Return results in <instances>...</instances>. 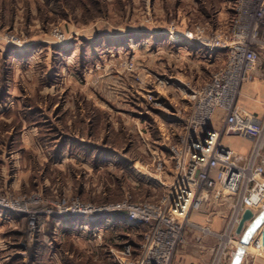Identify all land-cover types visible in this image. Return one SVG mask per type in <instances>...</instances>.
Instances as JSON below:
<instances>
[{"label": "rangeland", "instance_id": "374dc122", "mask_svg": "<svg viewBox=\"0 0 264 264\" xmlns=\"http://www.w3.org/2000/svg\"><path fill=\"white\" fill-rule=\"evenodd\" d=\"M223 1L0 0V103L15 95L14 109L0 111V144L8 145L0 155V199L12 207L0 214L16 220L0 221V264H119L124 244L139 246L141 233L131 227L110 223L94 233L83 225L93 218L59 208L150 199L137 183L140 163L136 170L112 161L60 167L51 158L66 138L57 140L64 134L151 163L164 117L189 112L185 87H201L218 68L176 34L225 25L229 19H212ZM7 35L19 44L6 43ZM23 124L35 129L34 148L21 144ZM238 139L225 143L238 150ZM228 210L221 207L222 216ZM196 235L185 230L174 256L184 237Z\"/></svg>", "mask_w": 264, "mask_h": 264}, {"label": "built area", "instance_id": "2783aa9c", "mask_svg": "<svg viewBox=\"0 0 264 264\" xmlns=\"http://www.w3.org/2000/svg\"><path fill=\"white\" fill-rule=\"evenodd\" d=\"M176 35L208 57L221 53L225 60L201 87L185 85L189 112H180L183 123L175 139L151 152V163L138 166L162 194L100 207L76 202L72 210L59 208L60 214L93 219L123 214L124 224L139 231L141 241L135 248L122 246L119 264H172L185 230L196 231L197 242L215 239L207 264H228L238 251L252 259L264 251V224L249 241L238 237L246 221L264 213V114L258 118L244 110L239 98L255 65L264 66V0H231L225 25H199ZM3 39L20 42L12 35ZM232 137L249 143L245 156L225 143ZM223 206L229 210L223 229L215 232L200 216L221 215ZM11 208L0 199V209Z\"/></svg>", "mask_w": 264, "mask_h": 264}, {"label": "crops", "instance_id": "0c3cea01", "mask_svg": "<svg viewBox=\"0 0 264 264\" xmlns=\"http://www.w3.org/2000/svg\"><path fill=\"white\" fill-rule=\"evenodd\" d=\"M212 19L217 22L218 24H222L223 21L230 19L231 17V1L230 0H224L221 3V10L215 11L213 14ZM224 21V22H225ZM215 23V24H217ZM201 52V60L205 65H210V66H220L223 64L225 60V55L221 53H217L213 56H209L205 53L203 49L200 48L199 50ZM201 80L198 81V83ZM204 81H202L203 83ZM201 83V82H200ZM4 101L0 103V111H11L15 107V95L14 94H4ZM239 104L240 107L243 108L244 110L248 111L249 113H252L253 115L257 116L258 118H261L264 114V66L262 65H255V67L252 69L250 72V79L247 81L241 91V96L239 98ZM181 111H175V113H170L164 117L163 121H167L165 123V127L161 128V130H164L162 134L160 135L159 138L155 139L153 144H155L157 149H160L164 147L168 142L173 141L175 137H171L169 128L173 127L175 130L176 123H183V119L179 118V114ZM184 114V112H183ZM187 114V113H186ZM170 116L179 118L180 121L174 122L173 124H169ZM180 124H178L179 126ZM177 126V130H179L182 126L180 127ZM28 127V128H27ZM166 128V129H164ZM22 130H24L22 137H21V144L26 147H33L34 148V130L31 127L23 124ZM160 130V129H159ZM176 130V131H177ZM178 132V131H177ZM176 136V135H175ZM66 138L65 143L61 141L62 139ZM60 139V140H59ZM57 142H62L61 144L57 145V154H54L51 160L55 162L57 165L60 167L65 166L66 164H78L82 163L85 166H89L90 168L97 167V165L103 164V163H108L110 164L111 161L116 163L120 162L123 163L124 165H129L130 169H133V167L136 170V163L142 164L143 161L141 160H131L129 159L126 153H120L117 154L116 151H104L103 148H99L95 146L92 142L89 141H82L79 138H74L72 136L68 137L64 134H61ZM233 146L237 147V151L241 154V156H245L247 154L248 148H249V143L245 140H235L233 141ZM14 146V144L12 145ZM0 147H2V151H0V155L3 154V157L6 155L5 152H7L8 145H2L0 144ZM105 152L107 154H105ZM13 154V153H12ZM20 154L17 153V156ZM106 155V156H105ZM113 159H112V158ZM46 158V157H43ZM46 161V159H45ZM4 168V167H2ZM5 171V169H3ZM3 173V172H2ZM136 174L139 175L138 169L136 170ZM142 177V181L144 179L146 180L145 182H142L141 180L137 181L138 186L141 183L143 186H146L148 190L151 192V198L150 199H156L158 196H160L163 192L161 188L155 185L151 180H148L146 177L142 176L141 174L139 175V178ZM4 178V177H3ZM1 180V178H0ZM1 184L6 182V179L1 180ZM135 183V184H137ZM0 184V185H1ZM6 186V185H4ZM215 209V208H214ZM221 211V207H219ZM9 217V216H8ZM5 217L3 214H0V221L6 220V222H16V220L13 217ZM226 215L222 216V211L221 215H207L203 214L200 216V219L204 220L213 231L219 232L223 229V224L225 221ZM205 218L207 220H205ZM109 221H106L108 220ZM99 218V219H90L87 221L85 219L86 224L83 225H88L89 229L94 232L98 233L101 231L100 228L102 226H106L107 224H110L109 226H113L114 228L116 227H122L123 230H126L124 222L120 220H114L113 218ZM260 222H259V221ZM106 221V222H105ZM77 222V221H76ZM83 222V221H82ZM61 221H58V224ZM260 223V224H259ZM264 224V213H260L256 215L252 220L246 221L244 225L242 226L241 230L239 231V237L240 239H243L244 241H249L252 237L255 236L259 228ZM88 229V230H89ZM89 230V231H90ZM246 237V238H245ZM215 239L211 237H207L203 239L201 242H197L193 236H187L184 237V241L182 243V247L176 255L174 256L172 264H207L208 261L211 258V252L212 248L215 244ZM232 261L229 262L231 264ZM238 264H264V251L260 252L257 256H255L252 259H247L245 257H241L239 260Z\"/></svg>", "mask_w": 264, "mask_h": 264}, {"label": "water", "instance_id": "95a60500", "mask_svg": "<svg viewBox=\"0 0 264 264\" xmlns=\"http://www.w3.org/2000/svg\"><path fill=\"white\" fill-rule=\"evenodd\" d=\"M248 218H249V214H246L244 220H247ZM241 257H242V251H238L235 258L232 260L231 264H238Z\"/></svg>", "mask_w": 264, "mask_h": 264}, {"label": "trees", "instance_id": "16d2710c", "mask_svg": "<svg viewBox=\"0 0 264 264\" xmlns=\"http://www.w3.org/2000/svg\"><path fill=\"white\" fill-rule=\"evenodd\" d=\"M74 219V218H73ZM77 219H80V218H77ZM113 219L114 220H120V221H122L123 222V214H118V215H115L114 217H113ZM74 220H76V219H74ZM125 227H126V229L129 227V226H127V225H125Z\"/></svg>", "mask_w": 264, "mask_h": 264}, {"label": "bare ground", "instance_id": "6f19581e", "mask_svg": "<svg viewBox=\"0 0 264 264\" xmlns=\"http://www.w3.org/2000/svg\"><path fill=\"white\" fill-rule=\"evenodd\" d=\"M259 221V220H258ZM260 222V221H259ZM260 224V223H259ZM246 238V237H245Z\"/></svg>", "mask_w": 264, "mask_h": 264}]
</instances>
